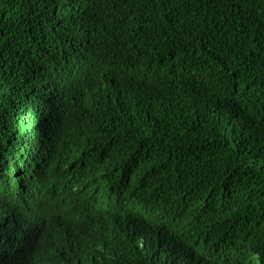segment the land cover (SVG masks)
I'll return each instance as SVG.
<instances>
[{"label":"trees","instance_id":"trees-1","mask_svg":"<svg viewBox=\"0 0 264 264\" xmlns=\"http://www.w3.org/2000/svg\"><path fill=\"white\" fill-rule=\"evenodd\" d=\"M117 188L95 264H264V0H0V264Z\"/></svg>","mask_w":264,"mask_h":264},{"label":"clouds","instance_id":"clouds-1","mask_svg":"<svg viewBox=\"0 0 264 264\" xmlns=\"http://www.w3.org/2000/svg\"><path fill=\"white\" fill-rule=\"evenodd\" d=\"M63 168L67 174L74 177V185H79L82 170L89 172L92 165L88 163L87 157L72 156L63 160ZM86 185L100 187L102 191V183L91 182ZM106 202L105 205L88 207L85 212L79 214L67 210L68 217L65 222L52 221L51 225L41 232L45 234L46 241L40 242L41 233L38 238V247L46 245L45 248L35 252V256L30 253L32 264H95L101 260L97 253H104L105 258L119 255L120 260H123L121 254L124 247L129 248V237L124 239L127 233L124 230L129 229L131 233L135 225L143 221L137 219L134 222L132 217L126 214V209L131 210L132 215L139 212L131 206L127 196L119 188L106 193ZM117 211L124 212L121 215L125 217H117ZM131 222L134 227L129 225ZM3 225L5 228H14V220L0 209V228ZM111 231L118 237H113ZM24 249L30 251L29 246Z\"/></svg>","mask_w":264,"mask_h":264},{"label":"bare ground","instance_id":"bare-ground-1","mask_svg":"<svg viewBox=\"0 0 264 264\" xmlns=\"http://www.w3.org/2000/svg\"><path fill=\"white\" fill-rule=\"evenodd\" d=\"M46 74V73H45ZM3 188V187H2ZM3 203V202H2ZM13 209V208H12ZM76 256H77V254H76Z\"/></svg>","mask_w":264,"mask_h":264}]
</instances>
